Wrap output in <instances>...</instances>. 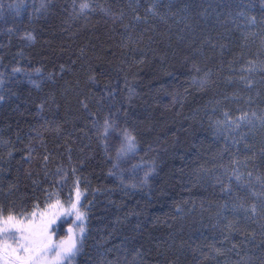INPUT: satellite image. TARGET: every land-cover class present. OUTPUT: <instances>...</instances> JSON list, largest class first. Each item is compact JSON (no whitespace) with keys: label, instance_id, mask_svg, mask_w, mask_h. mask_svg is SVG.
<instances>
[{"label":"trees","instance_id":"obj_1","mask_svg":"<svg viewBox=\"0 0 264 264\" xmlns=\"http://www.w3.org/2000/svg\"><path fill=\"white\" fill-rule=\"evenodd\" d=\"M9 216L51 264H264V0H0Z\"/></svg>","mask_w":264,"mask_h":264},{"label":"snow or ice","instance_id":"obj_2","mask_svg":"<svg viewBox=\"0 0 264 264\" xmlns=\"http://www.w3.org/2000/svg\"><path fill=\"white\" fill-rule=\"evenodd\" d=\"M73 208H76L75 204ZM76 218L82 220L84 213L78 211ZM53 223L55 218L47 220L42 218L38 222L29 220L27 223H13V217L9 216L0 227V235H3V240H0V262L2 264H51L48 257L52 253H54L52 261L56 262L75 255L78 251L77 242L71 237L69 240H62L59 244L53 245L51 236L48 234L49 226ZM80 231L84 232L83 226ZM15 233H19V236L17 237ZM9 240L14 241L16 247H12L8 243Z\"/></svg>","mask_w":264,"mask_h":264},{"label":"rangeland","instance_id":"obj_3","mask_svg":"<svg viewBox=\"0 0 264 264\" xmlns=\"http://www.w3.org/2000/svg\"><path fill=\"white\" fill-rule=\"evenodd\" d=\"M51 240H52V239H51ZM69 242H71V241H69ZM53 245H56V244L53 243ZM48 261H49V257H48ZM0 264H2V262H0Z\"/></svg>","mask_w":264,"mask_h":264}]
</instances>
